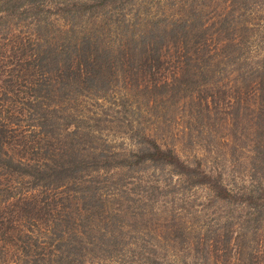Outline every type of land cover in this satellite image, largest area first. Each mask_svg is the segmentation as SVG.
<instances>
[{
	"label": "trees",
	"instance_id": "trees-1",
	"mask_svg": "<svg viewBox=\"0 0 264 264\" xmlns=\"http://www.w3.org/2000/svg\"><path fill=\"white\" fill-rule=\"evenodd\" d=\"M1 5L6 7L0 23L7 15L17 22L0 25V264H100L86 262L88 246L96 245L98 256L105 257L111 240L97 226L91 238V218L103 221L106 212L94 203L101 198L94 179L99 171L143 162L167 165L189 185L246 204L257 217L264 207V187L230 190L219 174L198 162L188 164L143 131L137 134L141 147L136 151L91 150L90 140L83 139L91 134L72 124V114H64L62 107L85 93L103 97L110 81H121L126 92L119 101L135 99L131 91L138 88L146 91L144 103L196 105L202 110L196 118L222 112L232 133L243 117L240 110L247 108L248 131L260 137L264 33L261 56L247 64L239 41L246 26L223 27L231 21L228 10L206 18L201 6L196 10L190 4L187 13L162 25L114 29L110 42L102 28L55 24L59 17L72 20L71 14L54 12L52 19L32 12L41 2L1 0ZM157 123H163L162 116ZM237 238L231 246L229 239L220 249L209 246L217 257L214 264L238 259Z\"/></svg>",
	"mask_w": 264,
	"mask_h": 264
},
{
	"label": "rangeland",
	"instance_id": "rangeland-1",
	"mask_svg": "<svg viewBox=\"0 0 264 264\" xmlns=\"http://www.w3.org/2000/svg\"><path fill=\"white\" fill-rule=\"evenodd\" d=\"M35 1L41 2V6L37 5L32 12L38 10L48 18L54 12L71 14L72 20L59 17L55 24L76 29L102 28L109 33L110 42L114 29L137 31L151 23L162 25L187 13L190 4L196 10L201 6L207 12L206 18L210 13L215 19L228 10L231 21H225L223 27L246 26L239 40L243 47L241 59L252 64L263 49L264 0ZM3 6L0 0V16ZM6 19L0 25L17 22L9 15ZM22 24L23 21L18 22V26ZM110 83L103 97L85 93L62 107L64 114H72V124L91 134L83 138L90 140L91 150L100 147L124 154L136 151L141 147L137 134L143 131L152 134L162 147L173 148L188 164L198 162L205 171L219 174L230 190L264 187V130L257 138L248 131L249 109L240 110L243 117L232 133L222 112L213 113L208 119L203 113L196 118L202 112L195 109L196 105L144 103L146 91L138 88L131 91L135 99L119 101L125 87L121 81ZM159 116L163 123L158 125ZM93 187L101 194L94 203L103 205L107 213H103V221L91 218V238L97 226L111 240L105 257L98 256L96 245L88 246L86 262L214 264L217 257L209 246L220 249L225 239H229L231 246L236 236L241 249L232 264H264V207L255 217L246 204L219 199L206 186L189 185L169 166L150 162L99 171Z\"/></svg>",
	"mask_w": 264,
	"mask_h": 264
}]
</instances>
